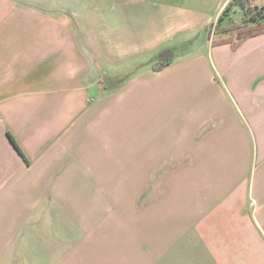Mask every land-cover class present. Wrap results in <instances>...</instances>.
Wrapping results in <instances>:
<instances>
[{
  "label": "crops",
  "instance_id": "crops-1",
  "mask_svg": "<svg viewBox=\"0 0 264 264\" xmlns=\"http://www.w3.org/2000/svg\"><path fill=\"white\" fill-rule=\"evenodd\" d=\"M229 2L0 0V264H264V34L212 45Z\"/></svg>",
  "mask_w": 264,
  "mask_h": 264
},
{
  "label": "trees",
  "instance_id": "trees-1",
  "mask_svg": "<svg viewBox=\"0 0 264 264\" xmlns=\"http://www.w3.org/2000/svg\"><path fill=\"white\" fill-rule=\"evenodd\" d=\"M209 31L214 46L264 34V4L258 5L255 0H230L217 23L209 27ZM161 57L162 61L155 69L170 62L173 53L166 50L161 53Z\"/></svg>",
  "mask_w": 264,
  "mask_h": 264
},
{
  "label": "rangeland",
  "instance_id": "rangeland-1",
  "mask_svg": "<svg viewBox=\"0 0 264 264\" xmlns=\"http://www.w3.org/2000/svg\"><path fill=\"white\" fill-rule=\"evenodd\" d=\"M260 3H261V0H256V4L260 5Z\"/></svg>",
  "mask_w": 264,
  "mask_h": 264
}]
</instances>
